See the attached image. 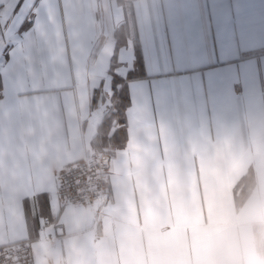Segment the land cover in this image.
I'll list each match as a JSON object with an SVG mask.
<instances>
[{"label":"crops","instance_id":"obj_1","mask_svg":"<svg viewBox=\"0 0 264 264\" xmlns=\"http://www.w3.org/2000/svg\"><path fill=\"white\" fill-rule=\"evenodd\" d=\"M93 150L106 192L63 204ZM21 239L35 264H264V0H0V245Z\"/></svg>","mask_w":264,"mask_h":264},{"label":"built area","instance_id":"obj_2","mask_svg":"<svg viewBox=\"0 0 264 264\" xmlns=\"http://www.w3.org/2000/svg\"><path fill=\"white\" fill-rule=\"evenodd\" d=\"M107 170L103 154L91 151L85 158L74 163L56 176L57 195L63 204H89L99 199L107 190ZM51 225L62 230L60 220L46 218L41 228ZM47 237L54 240V235ZM0 264H35L33 243L21 239L0 245Z\"/></svg>","mask_w":264,"mask_h":264},{"label":"trees","instance_id":"obj_3","mask_svg":"<svg viewBox=\"0 0 264 264\" xmlns=\"http://www.w3.org/2000/svg\"><path fill=\"white\" fill-rule=\"evenodd\" d=\"M121 32H122V28L117 30V34H120ZM120 44H122V41H120V39H119L118 45H120ZM115 79L118 81V78L116 77V75H115ZM122 97H125L124 92H122ZM127 101L128 100H124V98L121 99L119 102L120 104H117V110H115L113 112L114 114H112V115H117L122 120L123 119V113H124L123 111L126 107Z\"/></svg>","mask_w":264,"mask_h":264}]
</instances>
